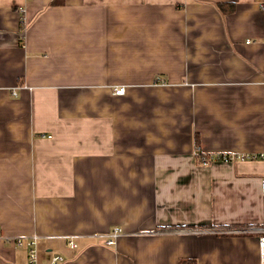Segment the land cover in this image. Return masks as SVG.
Returning <instances> with one entry per match:
<instances>
[{
  "label": "crops",
  "instance_id": "obj_1",
  "mask_svg": "<svg viewBox=\"0 0 264 264\" xmlns=\"http://www.w3.org/2000/svg\"><path fill=\"white\" fill-rule=\"evenodd\" d=\"M60 1L0 0V264H259L264 158L195 150L264 153V0Z\"/></svg>",
  "mask_w": 264,
  "mask_h": 264
},
{
  "label": "built area",
  "instance_id": "obj_2",
  "mask_svg": "<svg viewBox=\"0 0 264 264\" xmlns=\"http://www.w3.org/2000/svg\"><path fill=\"white\" fill-rule=\"evenodd\" d=\"M125 87L122 86L116 90L117 94H123L125 92ZM195 154L197 158L199 159V162L202 164H209L214 160H222V161H233L235 159H241V160H246V159H251L254 157H262L264 158V153L263 154H230V153H220V154H204V153H199V149L196 148ZM261 188L262 192L264 195V179L261 182ZM257 232H259V237H258V245H259V264H264V227L262 228H256ZM122 230L121 228H116L111 233L107 234L106 237V243L109 245H112L116 242L117 238L121 234ZM39 241L38 236H33L30 238H17L16 242L19 246H25L28 248V255H27V260L25 264H39V254H38V248H37V243ZM69 244L71 247H76L77 244L74 241L73 238L69 241ZM63 257L59 254H55L50 257V259L47 261L46 264H61Z\"/></svg>",
  "mask_w": 264,
  "mask_h": 264
},
{
  "label": "trees",
  "instance_id": "obj_3",
  "mask_svg": "<svg viewBox=\"0 0 264 264\" xmlns=\"http://www.w3.org/2000/svg\"><path fill=\"white\" fill-rule=\"evenodd\" d=\"M55 2H56V3H59V2H61V1H60V0H55ZM196 148L199 149V153H202L201 150H200V145H199V142H198V141H197V146H196Z\"/></svg>",
  "mask_w": 264,
  "mask_h": 264
}]
</instances>
